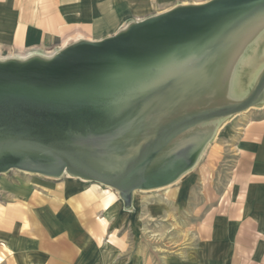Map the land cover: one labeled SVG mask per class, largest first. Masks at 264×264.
I'll return each mask as SVG.
<instances>
[{"label":"water","instance_id":"obj_1","mask_svg":"<svg viewBox=\"0 0 264 264\" xmlns=\"http://www.w3.org/2000/svg\"><path fill=\"white\" fill-rule=\"evenodd\" d=\"M264 0L181 4L52 57L0 59V175L64 173L120 192L175 183L195 167L217 121L264 102V68L229 99Z\"/></svg>","mask_w":264,"mask_h":264},{"label":"crops","instance_id":"obj_2","mask_svg":"<svg viewBox=\"0 0 264 264\" xmlns=\"http://www.w3.org/2000/svg\"><path fill=\"white\" fill-rule=\"evenodd\" d=\"M207 1L0 0V51L52 48L6 59L52 57L74 42ZM250 109L243 120H225L200 156L210 147L206 162L229 158L231 168L218 207L206 215L216 182L191 174L197 164L158 198L135 191L131 206L118 190L68 173L17 188L3 181L0 264H264V102Z\"/></svg>","mask_w":264,"mask_h":264},{"label":"rangeland","instance_id":"obj_3","mask_svg":"<svg viewBox=\"0 0 264 264\" xmlns=\"http://www.w3.org/2000/svg\"><path fill=\"white\" fill-rule=\"evenodd\" d=\"M58 47V46H57ZM54 50V49H53ZM52 48H43L38 49L35 47L28 48L24 51L19 50H4L0 51V57L7 58L10 55H20V56H26L30 53L34 52H50L53 51ZM264 68V35H262L260 38H258L253 43L249 44L246 48L244 54L241 56V58L238 60L236 67L234 69V74L232 76V82L230 86V90L228 91L229 99L235 100L239 99L241 97H244L253 87L258 75L260 74L261 70ZM252 110V109H250ZM250 111H244L241 113L236 114L232 120L239 121L243 120L244 117L249 113ZM232 117V116H231ZM227 117L221 120V123L219 127L222 125V123L227 120ZM218 127V129H219ZM219 137V135H218ZM210 151V147L207 149V151L204 153V155L198 160V163L195 167V169L192 171L191 174H195L196 176L199 174V180L202 182L208 181L210 183H215V193L214 195L210 196L208 199V204L206 206H202V215L209 214L212 210L216 209L218 206H215V203L219 202L221 200V197L223 195L224 191V183L226 182V176L228 175V172L230 171V165H229V158H220L216 159V163H207L208 160V154ZM199 172V173H197ZM201 173V174H200ZM15 180L14 187H20L23 185V182L25 180L30 181H38L39 178H44L41 174L36 173H30L25 172L18 169H13L7 174L2 175L0 177V187L3 186V181L6 180ZM198 190H200V187H198ZM165 192V188L160 189H154L151 191H140L141 194H151L150 196H161ZM153 194V195H152ZM204 200V199H203ZM204 202V201H203ZM202 203V202H201ZM153 228H150L151 231ZM158 230V228H157ZM161 234H165L166 231L160 230ZM149 234H152L151 232ZM168 234V233H166ZM186 235H188L186 233ZM189 238V236H187ZM166 240V237L164 239H161V241ZM153 241V240H152ZM162 241V242H163ZM3 260V256L0 255V262Z\"/></svg>","mask_w":264,"mask_h":264},{"label":"bare ground","instance_id":"obj_4","mask_svg":"<svg viewBox=\"0 0 264 264\" xmlns=\"http://www.w3.org/2000/svg\"><path fill=\"white\" fill-rule=\"evenodd\" d=\"M218 123H219V121H217V123H215V124L213 125V127L215 128V127L217 126Z\"/></svg>","mask_w":264,"mask_h":264}]
</instances>
